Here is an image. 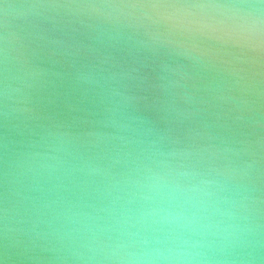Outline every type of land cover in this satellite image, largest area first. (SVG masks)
I'll list each match as a JSON object with an SVG mask.
<instances>
[{"label":"clouds","instance_id":"9594fccd","mask_svg":"<svg viewBox=\"0 0 264 264\" xmlns=\"http://www.w3.org/2000/svg\"><path fill=\"white\" fill-rule=\"evenodd\" d=\"M0 264H264V0H0Z\"/></svg>","mask_w":264,"mask_h":264}]
</instances>
